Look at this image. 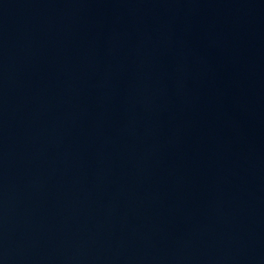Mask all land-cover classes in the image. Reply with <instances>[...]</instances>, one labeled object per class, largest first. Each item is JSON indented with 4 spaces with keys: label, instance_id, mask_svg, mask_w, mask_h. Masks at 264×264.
<instances>
[{
    "label": "water",
    "instance_id": "water-1",
    "mask_svg": "<svg viewBox=\"0 0 264 264\" xmlns=\"http://www.w3.org/2000/svg\"><path fill=\"white\" fill-rule=\"evenodd\" d=\"M0 264H264V0H0Z\"/></svg>",
    "mask_w": 264,
    "mask_h": 264
}]
</instances>
